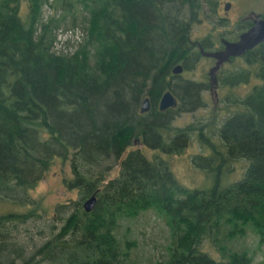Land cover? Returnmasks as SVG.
Listing matches in <instances>:
<instances>
[{
  "label": "trees",
  "instance_id": "1",
  "mask_svg": "<svg viewBox=\"0 0 264 264\" xmlns=\"http://www.w3.org/2000/svg\"><path fill=\"white\" fill-rule=\"evenodd\" d=\"M48 1L0 0V202L26 207L0 212V264H144L132 256L136 241L118 232L123 219L148 209L164 215L171 232L166 256L154 264H254L241 239L253 232L264 243V41L247 51L250 67L221 69L225 85L249 80L252 66L260 82L245 95L229 93L236 109L217 127V142L203 126L172 121L176 111L205 104L207 80L173 68L188 69L203 55L191 29L218 0H55L56 9L80 4L87 14V40L81 43L82 29L71 51L56 50L55 40L59 31L80 29L77 17L44 18ZM199 41L213 49L209 37ZM167 89L179 102L160 109ZM146 96L151 107L142 112ZM195 131L213 152L192 157L216 176L206 188L185 186L167 159L150 158L136 144L180 153ZM59 157L70 164L68 185L80 198L68 212L59 204L52 234L26 254L29 245L8 227L19 222L20 232L45 215L31 189ZM239 158L247 160L242 177L224 183V165ZM114 165L118 174L108 177ZM93 193L88 211L83 200Z\"/></svg>",
  "mask_w": 264,
  "mask_h": 264
},
{
  "label": "rangeland",
  "instance_id": "2",
  "mask_svg": "<svg viewBox=\"0 0 264 264\" xmlns=\"http://www.w3.org/2000/svg\"><path fill=\"white\" fill-rule=\"evenodd\" d=\"M226 1L228 0H218L214 10L207 8L201 14V20L196 22L191 29V38L193 40H202L203 38L211 36L217 44H220L222 36L227 38L236 37L240 30H242L236 26L237 20L241 16L248 14L250 11L255 13L264 12V0H234V5H231L228 11L225 9ZM54 2L55 0H49L43 5L44 18H48L53 14L58 16L62 13L66 14L68 21H73L77 17L76 25L81 30L77 29L73 34L59 31V35L55 40L56 50L71 51L77 47L78 36L82 38V29L84 30V40L81 43L87 40V14L83 11L80 4L74 5V7L69 9L66 8L64 3H58L61 6L56 9ZM228 15H230L229 19L226 20L225 18L227 17L225 16ZM76 31H78V34H76ZM214 62V58L204 55L198 56L193 66L181 72L182 77L195 80H207L209 82V69ZM248 66L250 67V64H248L245 58H237L228 62L224 67L225 70H234L238 67ZM252 70L250 79L245 82H240L234 86L220 83L217 86V91L215 90L216 88L205 89V104L196 110L176 111V116L172 124L174 126H186L194 123L197 126H203L213 140L220 142L217 127L236 109V105L230 103V100H227V96L229 93H231L232 97H235V95H245L255 84L260 82V79L255 76L254 66H252ZM180 80L181 78L175 79V82H180ZM197 134V131L193 132L194 136L191 144L180 153H167L158 148L143 144L142 142H136V144L150 158H159L158 156H160L167 159L177 179L185 186L191 188H206L213 184L216 176L202 165H195L192 157L197 153L212 154L213 152L210 148L202 146ZM136 144L134 146H137ZM201 161L204 163L203 159ZM246 166L247 160L245 158L227 162L224 165L225 168L222 169L223 182L229 183L241 178ZM118 171L119 166L114 165L108 177L117 175ZM72 176L73 173L70 164L60 157L55 159L43 178L31 189V195L37 201H40L45 210V215L21 225L20 232L19 222L16 226L10 225L8 227L14 239L18 241L22 240L29 245L28 247H24L26 254L32 253L37 248L35 245L42 243L44 239L52 234L50 225L60 220V212H58L59 204L66 203V210L68 212L73 207V201L80 198L79 190L77 188H70L68 185L67 180H70ZM25 209L26 207L19 203L0 202V212L9 210L23 211ZM41 228H44V232L41 231ZM118 235L122 238L126 236L136 241L132 256L144 264H154L158 259L165 257L171 242V232L164 215L153 209L142 211L136 217L123 219ZM241 243L247 246L250 251L254 252V264H264V243L260 244L257 235L250 232L248 236L241 239ZM205 244L210 246L205 248L210 250L215 256H221L218 248L211 244L210 241H206ZM11 254L15 259L17 258V252L13 251ZM19 261V258H17L14 264H19ZM44 263L54 264L48 260L44 261ZM3 264H8L7 258Z\"/></svg>",
  "mask_w": 264,
  "mask_h": 264
},
{
  "label": "water",
  "instance_id": "3",
  "mask_svg": "<svg viewBox=\"0 0 264 264\" xmlns=\"http://www.w3.org/2000/svg\"><path fill=\"white\" fill-rule=\"evenodd\" d=\"M264 41V18L257 14L254 24L247 30L243 31L238 40L231 41L228 39H223L224 47L217 50L207 49L200 41H196L199 45L200 51L205 56L215 57L217 60L213 66L209 69V74L213 82H216V73L221 65L228 61L231 56H237L244 54L246 50L253 48L256 44ZM184 70L182 63H178L174 66V73H181ZM179 102L178 97L172 91V89H167L163 92L160 101L159 108L167 109L172 106H176ZM151 107V101L149 96H146L141 105V111H148ZM97 202V195L93 193L91 196L86 198L83 205L88 211L92 210Z\"/></svg>",
  "mask_w": 264,
  "mask_h": 264
},
{
  "label": "flooded vegetation",
  "instance_id": "4",
  "mask_svg": "<svg viewBox=\"0 0 264 264\" xmlns=\"http://www.w3.org/2000/svg\"><path fill=\"white\" fill-rule=\"evenodd\" d=\"M234 0H228V1H226L225 2V9H226V11H228V8L231 6V5H234ZM257 14H259L261 17H263L264 18V12H258V13H255V12H249L248 14H246V15H244V16H241L238 20H237V24H236V26H237V28H240V29H242V30H240V32L237 34V36L236 37H232V38H227V37H221V39H220V44H217L215 41H214V39L210 36L209 37V40L211 39L212 40V45H213V47H211V48H213V49H210V50H217V49H221V48H223L224 47V42H223V39L225 38V39H228V40H231V41H235V40H238L239 39V37H240V35H241V33L243 32V31H245V30H247V29H249L253 24H254V22H255V18L257 17ZM229 16L230 15H228V16H225V17H227V18H225L226 20H228L229 19ZM196 41H199V39H194L193 40V43H195ZM263 42V41H262ZM261 43V42H260ZM196 45H198L197 43H195ZM259 44V43H258ZM258 44H256V45H258ZM255 45V46H256ZM198 47H199V45H198ZM249 50V49H248ZM248 50H246V52L244 53V54H241V55H237V56H231V58L228 60V61H226V62H224L222 65H221V67L218 69V71H217V73H216V82H213V80L211 79V75L209 74V86H208V88L209 89H212V88H216L215 90L217 91V86L218 85H220V83H222V81L224 80V78L225 79H227V75H226V77H220V72L222 71L221 69L222 68H224V66L228 63V62H230V61H232V60H234V59H237V58H246V53H247V51ZM205 56V55H204ZM208 57H211V58H214L215 59V62H216V58L215 57H212V56H208ZM215 62H214V64H215ZM213 64V65H214ZM212 65V66H213ZM228 85V84H227Z\"/></svg>",
  "mask_w": 264,
  "mask_h": 264
},
{
  "label": "built area",
  "instance_id": "5",
  "mask_svg": "<svg viewBox=\"0 0 264 264\" xmlns=\"http://www.w3.org/2000/svg\"><path fill=\"white\" fill-rule=\"evenodd\" d=\"M64 32V31H63ZM64 33H71V34H73L74 33V31H65ZM76 34H78V31H76ZM78 39H80V37L78 36Z\"/></svg>",
  "mask_w": 264,
  "mask_h": 264
}]
</instances>
